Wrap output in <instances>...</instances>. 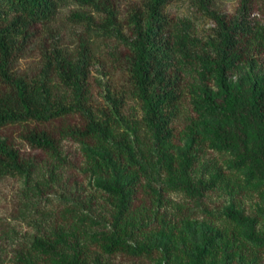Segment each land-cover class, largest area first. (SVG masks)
Instances as JSON below:
<instances>
[{
	"label": "trees",
	"instance_id": "obj_1",
	"mask_svg": "<svg viewBox=\"0 0 264 264\" xmlns=\"http://www.w3.org/2000/svg\"><path fill=\"white\" fill-rule=\"evenodd\" d=\"M174 1L135 0L122 18L120 0H0V129L36 152L0 137V179L23 180L18 217L34 230L6 232L18 239L0 264H264L257 1L226 13L192 0L214 23L205 38ZM68 3L87 27L73 49L54 27ZM91 32L124 46L127 87L104 86L101 101ZM66 140L81 146L86 184L66 178ZM223 195L233 202L217 211Z\"/></svg>",
	"mask_w": 264,
	"mask_h": 264
},
{
	"label": "rangeland",
	"instance_id": "obj_2",
	"mask_svg": "<svg viewBox=\"0 0 264 264\" xmlns=\"http://www.w3.org/2000/svg\"><path fill=\"white\" fill-rule=\"evenodd\" d=\"M135 0H120V16L123 18L131 7V3ZM258 4V10L253 14L255 21L264 23V0H256ZM219 6L226 13H234L238 7L239 0H219ZM83 9L76 3H68L62 8L54 27L58 30L61 41L68 46L69 49H73L75 45L79 43V39L84 35V31L87 29L82 24H77L69 19L71 10ZM168 11L177 18H185L191 20L196 33L200 37H206L211 28L214 27V23L205 17L196 6H194L192 0H175L169 7ZM99 18V16H97ZM92 48L96 53L95 66L92 70V83L94 85V95L97 101H101L104 92V86L108 87H120L126 86L127 77L124 71L123 59L118 57L119 52L124 50L123 44H121L116 38L100 37L95 32H91ZM38 53L34 52L32 55L24 58L20 62V66L24 69L29 68L31 64H36L38 61ZM134 106L133 111L138 112L139 106L135 102H131ZM189 110L186 113H188ZM186 116H183V120ZM179 128L182 127L179 124ZM18 128L0 129V137H12L14 142L21 147L26 154H35L36 152L21 141ZM65 153L69 156L70 160L77 164L75 168H68L66 172V178L70 179V182L80 181L83 184L87 183V179L81 172V166L83 161V154L81 146L78 142L66 140L63 143ZM24 182L18 178L7 177L0 179V256L3 259H8L7 256L10 253L13 239L16 238L15 233L5 235L9 230H16L18 234L25 235L26 232H33L34 230L27 225V223L19 218V207L21 206L20 195H22ZM62 188V187H61ZM63 191V190H61ZM54 193L57 198L60 194ZM53 197V195H50ZM215 201L212 205L215 210H224L226 206H229L233 202V198L230 195H223L222 198L215 197Z\"/></svg>",
	"mask_w": 264,
	"mask_h": 264
}]
</instances>
